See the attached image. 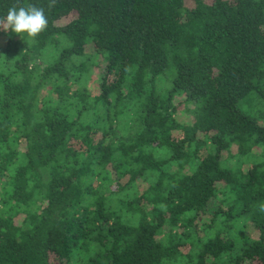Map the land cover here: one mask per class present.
I'll return each instance as SVG.
<instances>
[{"label": "trees", "instance_id": "16d2710c", "mask_svg": "<svg viewBox=\"0 0 264 264\" xmlns=\"http://www.w3.org/2000/svg\"><path fill=\"white\" fill-rule=\"evenodd\" d=\"M48 3L0 0L48 18L0 30V264H264V0Z\"/></svg>", "mask_w": 264, "mask_h": 264}, {"label": "clouds", "instance_id": "9594fccd", "mask_svg": "<svg viewBox=\"0 0 264 264\" xmlns=\"http://www.w3.org/2000/svg\"><path fill=\"white\" fill-rule=\"evenodd\" d=\"M57 0H49L48 10L55 7ZM48 27V18L44 7L33 4L27 6L12 5L5 17L0 18V30L12 32L21 36L27 34L29 38L35 39ZM260 211L264 212V205L260 206Z\"/></svg>", "mask_w": 264, "mask_h": 264}, {"label": "rangeland", "instance_id": "374dc122", "mask_svg": "<svg viewBox=\"0 0 264 264\" xmlns=\"http://www.w3.org/2000/svg\"><path fill=\"white\" fill-rule=\"evenodd\" d=\"M93 68H95V71H94V73H93V76L94 77H96V79H97V75H99V73L101 72V68L100 67H97V66H94ZM90 86H91V84H93V83H91V81H90ZM241 104H243V102H241ZM183 107H185V104L183 103H180V115L179 116H181V115H184V114H186V110H184V109H182Z\"/></svg>", "mask_w": 264, "mask_h": 264}]
</instances>
